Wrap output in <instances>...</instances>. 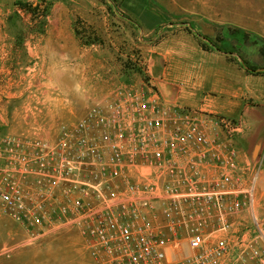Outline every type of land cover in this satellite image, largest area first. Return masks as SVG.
<instances>
[{
    "label": "built area",
    "instance_id": "obj_1",
    "mask_svg": "<svg viewBox=\"0 0 264 264\" xmlns=\"http://www.w3.org/2000/svg\"><path fill=\"white\" fill-rule=\"evenodd\" d=\"M230 122L165 102L148 76L120 84L57 140L14 149L0 212L38 229L72 219L102 264H264V244L230 238L254 193Z\"/></svg>",
    "mask_w": 264,
    "mask_h": 264
},
{
    "label": "rangeland",
    "instance_id": "obj_2",
    "mask_svg": "<svg viewBox=\"0 0 264 264\" xmlns=\"http://www.w3.org/2000/svg\"><path fill=\"white\" fill-rule=\"evenodd\" d=\"M76 8L88 14L82 17ZM149 8L159 24L152 31L119 0H0V171L10 166L14 149L55 141L63 127L85 114L93 102L80 87L85 71L106 72L112 65L115 74L130 80L146 78L144 49L179 28L188 29L200 12H205V47L231 54L230 60L264 75V0H149ZM65 29L73 35L68 37ZM49 43L56 48L46 49ZM261 102L258 107L264 108ZM243 103L255 106L250 97ZM258 111L264 118V110ZM213 115L231 121L233 141L242 131L248 140L247 147L236 145L238 176L254 187L253 202L235 217L230 238L263 245L264 119L242 123L240 115ZM258 129L260 135L251 138ZM131 180L138 183L141 175ZM0 264L102 263L92 254L83 227L72 219L38 229L0 212Z\"/></svg>",
    "mask_w": 264,
    "mask_h": 264
},
{
    "label": "crops",
    "instance_id": "obj_3",
    "mask_svg": "<svg viewBox=\"0 0 264 264\" xmlns=\"http://www.w3.org/2000/svg\"><path fill=\"white\" fill-rule=\"evenodd\" d=\"M119 1L149 31L159 25L156 13L149 8V0ZM76 9L75 12L82 17L88 14V10ZM198 14L199 17L192 18L188 29L179 28L144 49L149 81L157 87L167 103L218 115H240L242 123L263 120L258 110L264 108L258 105L264 101V75L251 73L241 63L230 60L228 55L231 54L205 47V12ZM57 31L61 34L63 30ZM255 31L252 33H257ZM64 34L71 37L73 30L65 29ZM45 48L56 47L49 43ZM85 72L88 74L82 77L80 87L93 102L111 94L119 84L138 86L142 83L140 77L130 80L123 74H115L112 65L106 72L103 70L98 73L93 68ZM245 97L252 98L255 106L243 103ZM241 110L246 111L243 113ZM258 134L259 129L251 138ZM244 137L243 131L235 134L237 146H248V140ZM249 140L253 141L250 137Z\"/></svg>",
    "mask_w": 264,
    "mask_h": 264
}]
</instances>
